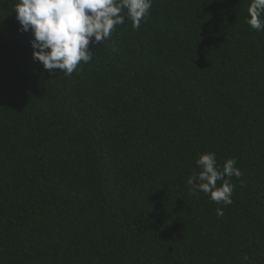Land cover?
<instances>
[{
  "label": "trees",
  "instance_id": "obj_1",
  "mask_svg": "<svg viewBox=\"0 0 264 264\" xmlns=\"http://www.w3.org/2000/svg\"><path fill=\"white\" fill-rule=\"evenodd\" d=\"M15 3L0 0V264H264L251 0H152L71 75L33 60ZM203 152L236 160L231 204L190 191Z\"/></svg>",
  "mask_w": 264,
  "mask_h": 264
},
{
  "label": "clouds",
  "instance_id": "obj_2",
  "mask_svg": "<svg viewBox=\"0 0 264 264\" xmlns=\"http://www.w3.org/2000/svg\"><path fill=\"white\" fill-rule=\"evenodd\" d=\"M151 8L152 0H16L14 11L18 30L31 32L33 37V60L48 73L58 69L71 75L81 62L92 60L90 44L107 40L125 17L132 20L133 28H139ZM248 14L251 28L264 30V0H251ZM196 164L200 171L189 177L190 191L210 194L218 204H231L230 178L242 175L236 160L227 158L219 166L214 152H203ZM216 214L222 216V209L217 208Z\"/></svg>",
  "mask_w": 264,
  "mask_h": 264
}]
</instances>
